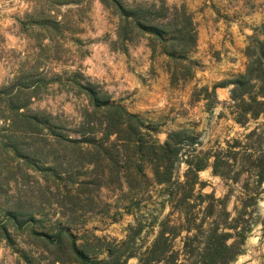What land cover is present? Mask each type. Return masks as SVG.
<instances>
[{"label":"trees","instance_id":"1","mask_svg":"<svg viewBox=\"0 0 264 264\" xmlns=\"http://www.w3.org/2000/svg\"><path fill=\"white\" fill-rule=\"evenodd\" d=\"M99 1L118 18L114 43L123 45L145 37L152 52L159 47L168 58L171 85L193 77L188 54L196 46L197 31L184 5L169 6L164 0L135 4ZM86 2L35 0L25 21L19 20L34 58L0 85V154H14L69 185V200L63 204L69 215L93 209L95 192L109 183L125 184L135 194L159 186L160 206L167 204L168 212L147 224L155 223L157 232L144 249L139 243L146 225L143 219L129 224L123 240L85 234L78 243L59 224L37 230L34 224L42 218L22 211L16 203L5 212L0 237L12 245L11 226L37 239L47 253L46 263L25 254L27 264H127L130 258H136L137 264H234L254 224L264 226L257 211L264 192V41L252 37L245 48L244 72L211 89L214 95L217 87L230 85L228 108L233 120L242 127L253 120L254 126L240 138L225 140L224 146L204 147L189 127L169 130L160 142L151 121L113 102L80 67L56 72L39 66V59L60 60L64 52V32L73 24L68 15L74 10L62 11L61 7L75 5L81 12ZM52 82L88 100L81 119L72 126L63 124L59 115L30 107L32 99ZM195 91L204 92L207 99V86L195 87ZM212 103L207 102V107ZM34 154H45L48 161L40 167ZM60 154L57 170L50 164ZM181 164L185 168L180 176L176 172ZM206 168L226 184H239L231 210L227 208L230 187L223 197L197 189L202 185L199 172ZM100 254L104 255L98 257Z\"/></svg>","mask_w":264,"mask_h":264},{"label":"rangeland","instance_id":"2","mask_svg":"<svg viewBox=\"0 0 264 264\" xmlns=\"http://www.w3.org/2000/svg\"><path fill=\"white\" fill-rule=\"evenodd\" d=\"M124 1L135 4L159 0ZM164 1L169 6L184 5L193 17L197 42L188 54L193 67L190 80L171 85L168 58L159 47L152 52L145 37L127 41L124 46L114 43L118 18L99 0H87L81 12L76 11L78 7L75 5L61 7L62 11L74 10L68 15L73 24L64 32V52L60 60L39 59V66L56 72H71L80 67L89 80L98 83L110 95L113 102L151 121L157 127L156 136L160 142L166 139L169 130L189 127L204 147L224 146L225 140L242 137L255 121L251 120L242 127L233 120L228 108L230 85L217 87L214 95L211 89L215 83L244 72L247 63L245 48L252 37L264 41V0ZM34 2L0 0V85L17 69L33 61L31 41L23 33L19 20L25 21L24 15ZM202 86L208 87L207 99L204 92H194L195 87ZM211 100L213 103L207 107ZM30 107L59 115L63 124L72 126L81 119V110L88 107V100L84 95L52 82L32 99ZM33 156L40 167L47 160L45 154ZM62 156L58 155L50 165L58 170L57 163ZM184 168L185 165L181 164L177 175L181 176ZM199 179L202 185L197 189L213 192L216 197H223L230 187L232 194L227 208L232 209L235 196L240 192L239 184H226L219 176L213 175L210 168L201 170ZM69 187L14 154H0V224L5 220L6 210L16 203L22 211L42 218V222L34 224L37 230L59 224L69 229L81 243L85 234L123 240L129 224L143 219L146 225L139 243L144 249L157 232L155 223L147 224L154 217L162 218L169 209L167 204L160 206L159 186L153 185L148 191L135 194L129 192L125 184L109 183L95 192L93 209L79 216L69 215L63 205L69 200ZM257 211L259 219L264 220V192ZM9 229L13 243L8 245L0 237V264H27L25 254L46 263L44 257L47 253L37 239L11 226ZM127 264H137V259L130 258ZM234 264H264V226L260 222L252 227L244 251Z\"/></svg>","mask_w":264,"mask_h":264}]
</instances>
